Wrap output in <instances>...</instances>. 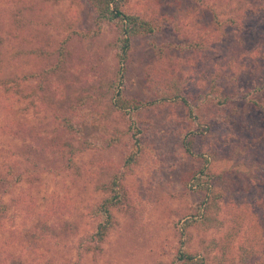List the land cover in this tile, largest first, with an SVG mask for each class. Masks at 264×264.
<instances>
[{"label": "rangeland", "instance_id": "374dc122", "mask_svg": "<svg viewBox=\"0 0 264 264\" xmlns=\"http://www.w3.org/2000/svg\"><path fill=\"white\" fill-rule=\"evenodd\" d=\"M205 1L219 22L234 16L232 8L240 5L239 0ZM206 4L124 0L126 14L155 26L152 34L130 42L122 78L125 98L152 101L144 71L168 68L189 106L170 100L123 116L109 112L118 69L117 29L98 23L88 0H0V173L10 167L14 176L22 175L11 188H0V264H175L181 248L205 264H260L257 255L243 263L241 255L249 251L241 254L239 243H260L264 231V90L251 92L264 73V22L250 25L238 56L235 47L231 50V27L218 28ZM212 35L219 38L220 53L188 48ZM220 69L237 82L219 80L221 73L209 78ZM212 78L221 91L211 90ZM80 89L104 95L102 104L89 101L84 109H91L90 117L102 113L104 124L123 136L99 149L95 143L105 137L96 134L93 146L72 156L75 134L58 117H78L72 108ZM218 95L228 102L219 104ZM244 109L249 110L245 123L234 132L230 119ZM131 122L140 129L143 150L135 165L125 167ZM192 127L201 130L193 143L195 155L183 147ZM203 157L214 176L205 184L217 196L207 201L205 212L199 210L209 191L191 181ZM6 181L12 182V175ZM116 192L122 203L110 209L106 238L98 250H88L97 223L91 209ZM234 209L250 211L258 223L236 233L221 225ZM191 217H203L205 225L184 230ZM231 235L234 248L222 257V237ZM258 252L264 259V247Z\"/></svg>", "mask_w": 264, "mask_h": 264}, {"label": "trees", "instance_id": "16d2710c", "mask_svg": "<svg viewBox=\"0 0 264 264\" xmlns=\"http://www.w3.org/2000/svg\"><path fill=\"white\" fill-rule=\"evenodd\" d=\"M230 1V0H228ZM263 2H256L255 0H239L238 7L236 9L232 8V11L235 12L234 16H229V18L225 19L223 22H219L217 20V15L210 10V7L207 6L205 0H196L197 4L202 6L206 4V7L212 12V21L214 24L217 25V27H231L232 33L235 35L233 40H232V48L231 50L234 49V47L238 50L235 49L234 54L239 56L243 49L244 46L247 45V37H249V33L247 30H249L250 25H254L260 22H264V0ZM90 6L94 9L95 15H96V21L98 23H107V24H112L116 27L117 29V34L118 38L115 43V47H117V53H116V60L118 63V69L116 73V81L112 84L113 88L115 87L114 90V101L113 103H110V109L109 112L112 111H117L121 112L123 116H128V115H135L134 112L140 109L141 106L143 105H151L155 103H165L170 100H174V102H181L185 105L189 106V101L187 98H185L180 91L178 92V86L177 83H174V74L171 72L170 69L168 68H155V67H148L144 71V80L145 83L147 84V87L149 89L150 94L153 97L152 101L145 102V104H141L140 102H136L132 99H127L124 96L123 93V87H122V78L124 77V65L127 61L128 58V50L130 46V42L132 38L140 35H150L155 31V26L150 20H146L138 15H132V14H126L123 11V2L124 0H88ZM232 2V0H231ZM205 7V8H206ZM251 21L254 24H250ZM253 29V26L252 28ZM264 32V30H263ZM210 41L208 45H206V42ZM220 42L218 36H210L206 39L204 37L202 38H197L196 40H193L188 44V48H191L193 50H197L200 52L207 53L208 51H213L216 53H220ZM187 47V46H186ZM261 56L264 57V42L263 46L261 45ZM227 57V55H226ZM233 59H236L235 56L231 57L229 59V64L231 65V61ZM221 60H224L221 59ZM220 60V61H221ZM218 63V62H217ZM217 63H214L215 65H218ZM234 64V63H233ZM216 73H221L219 76V80H224L228 79L229 76L227 73L224 72V70H215L214 74L210 75L209 78L214 76ZM232 82L236 83L237 80L233 76H230ZM209 87L212 83H214L215 86H212L211 90H217L221 91L222 87L219 86L217 81L208 80ZM111 86V87H112ZM264 90V73L261 77V80L257 82L254 86V88L251 90L252 93L257 92V91H262ZM17 91V90H16ZM24 91V90H22ZM108 91V90H107ZM106 91V92H107ZM76 96L74 98L75 102V108H72L73 112H78L77 114L78 117L76 119L71 118H65L62 116H59L58 119L64 122V126L66 129H68L70 132H73L75 134V142L77 143V147L74 148L73 144L69 146L70 149V154L72 156L76 155L77 153L82 152L83 150L87 149L90 146H93V136H101V138L105 137V140L99 141L95 143L96 147H99V149H105V147H109L112 144L118 143L120 141V138H122L123 134L122 132H119L114 129H109L108 125L109 124H104V116L102 113H100L98 116L97 115H92L90 117L89 111L91 109L88 108V110L84 109V107L87 105L89 101L92 102V104H97L100 105L103 103L104 95L99 94L97 97L96 91L93 89L90 93L88 90H83L80 89L77 91ZM207 96V94H205ZM215 100L219 104H226L228 102V97H220L214 96ZM231 98V97H230ZM230 100V99H229ZM253 107H257V103L255 101H251L249 103ZM54 110H56L54 108ZM58 111L56 110V113ZM249 113V110L244 109L243 112H240L239 110L236 112V118L230 119L231 124L233 126L234 132L239 129L242 124L245 123V115ZM190 117H192V113L189 114ZM244 119V120H243ZM227 121H229V118H227ZM194 126V123H192ZM19 126V125H18ZM23 129V125H21ZM95 129V131H93ZM132 131V139H131V145H130V150L128 154L126 155L124 159V165L125 167H130L132 165H135L137 163V160L139 156L142 153L143 150V145L140 142V129H138L134 124L131 122L130 125V131ZM201 130L196 127L189 128V131L185 134L184 140H183V147L185 151L191 155H195L193 152V143L200 135ZM27 134H29V139H32L33 141L36 140V136L34 133L31 131H27ZM97 134V135H96ZM105 134L106 136H102ZM21 138V137H20ZM23 139V138H21ZM100 139V138H98ZM97 139V140H98ZM105 144V146H104ZM42 153L45 152L44 149H41ZM37 154V153H36ZM203 165L199 172L193 176L192 178V185L193 187L197 188H202L205 185L206 190L209 192L206 193V198L205 201L203 202L201 208L199 211H207L208 206H207V201L210 199H217V196H214L211 194V191L213 190L212 187H209L205 184L209 183V181L213 180L214 176L210 174L207 166V160L206 158L203 157ZM72 162H68L70 164ZM71 165V164H70ZM14 167V166H13ZM16 167V166H15ZM8 175H12V182L6 181V177ZM22 180V175L14 176L10 170V167L5 171V174L3 175L0 173V188L3 187L4 185L8 184L9 188L12 184H17ZM115 186V184H113ZM113 190V189H112ZM114 191V190H113ZM23 202V199H21ZM122 203V198L118 193H114L110 198L104 199L102 203L99 205L95 206L94 208L91 209V216L93 218L97 219V223L95 225V228L93 232L90 234L88 237V243L89 245L87 246L88 250H98L104 239L106 238V235L108 233V230L111 227V221H112V216L110 209L120 205ZM248 212L244 211H239L238 209H234L233 212L227 215L226 218H224L223 221L220 222L221 225H229V228H233L234 232L236 233V230L239 228H244L246 229L249 227L250 224H256L258 223V217L254 214H251ZM199 215V214H198ZM201 217L200 219H196L194 217H191L190 219H187L184 224H183V229H187L193 225L196 224H203L204 220ZM208 220V218H206ZM209 221V220H208ZM228 229V228H227ZM234 235V234H233ZM231 235L229 237L223 236L222 239V244L220 245V253H222V257H227L228 254H230L231 250H233L234 246V236ZM261 237L262 239L260 240V243L258 242H253L250 243L249 239H245V241L242 243L240 242L239 245L242 247L241 248V254L246 253L247 251V257H242L241 255V260L242 262H246L247 258L250 257L251 255L256 256L258 258V261L260 264H262L260 261H264L262 258V253L258 252V250L263 251L264 247V231H261ZM262 241V243H261ZM90 244L92 245L90 247ZM175 264H205L204 260L202 258L195 259L192 254H189L185 249H180L176 256H175Z\"/></svg>", "mask_w": 264, "mask_h": 264}]
</instances>
